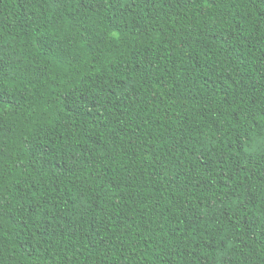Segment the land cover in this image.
<instances>
[{
	"label": "trees",
	"instance_id": "obj_1",
	"mask_svg": "<svg viewBox=\"0 0 264 264\" xmlns=\"http://www.w3.org/2000/svg\"><path fill=\"white\" fill-rule=\"evenodd\" d=\"M260 117L264 0H0V264H264Z\"/></svg>",
	"mask_w": 264,
	"mask_h": 264
},
{
	"label": "snow or ice",
	"instance_id": "obj_2",
	"mask_svg": "<svg viewBox=\"0 0 264 264\" xmlns=\"http://www.w3.org/2000/svg\"><path fill=\"white\" fill-rule=\"evenodd\" d=\"M260 119L264 120V117H260ZM252 131H255V129L253 128ZM260 151L264 152V145L261 146Z\"/></svg>",
	"mask_w": 264,
	"mask_h": 264
}]
</instances>
